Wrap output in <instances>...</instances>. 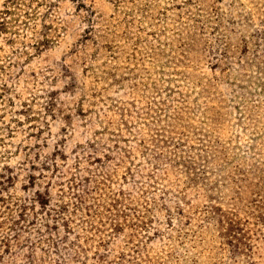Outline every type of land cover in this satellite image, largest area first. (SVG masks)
<instances>
[{"label": "rangeland", "instance_id": "obj_1", "mask_svg": "<svg viewBox=\"0 0 264 264\" xmlns=\"http://www.w3.org/2000/svg\"><path fill=\"white\" fill-rule=\"evenodd\" d=\"M0 264H264V0H0Z\"/></svg>", "mask_w": 264, "mask_h": 264}]
</instances>
